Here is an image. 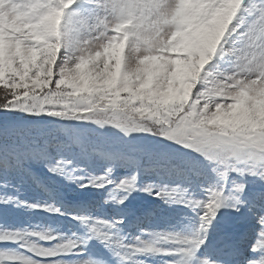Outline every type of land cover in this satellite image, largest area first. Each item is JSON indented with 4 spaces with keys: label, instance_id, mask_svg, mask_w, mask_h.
Masks as SVG:
<instances>
[{
    "label": "snow or ice",
    "instance_id": "6c2138e0",
    "mask_svg": "<svg viewBox=\"0 0 264 264\" xmlns=\"http://www.w3.org/2000/svg\"><path fill=\"white\" fill-rule=\"evenodd\" d=\"M0 86V214L79 225L0 223V264H264V0H0ZM39 168L102 192L111 214L65 203ZM28 179L51 202L20 199ZM134 193L176 205L180 227H144L154 213L137 216Z\"/></svg>",
    "mask_w": 264,
    "mask_h": 264
},
{
    "label": "rangeland",
    "instance_id": "374dc122",
    "mask_svg": "<svg viewBox=\"0 0 264 264\" xmlns=\"http://www.w3.org/2000/svg\"><path fill=\"white\" fill-rule=\"evenodd\" d=\"M128 48L127 44L125 45L123 56L125 59L127 58ZM2 87V86H0ZM35 118H42L41 120H37L33 124V128L37 130H45L54 128L57 124H66L73 123L77 127L87 126L88 124H75V122L62 121L58 118H49L48 116H33ZM84 128V127H83ZM93 139H98L97 133H104V138L115 142L117 146L124 148L127 150V145L129 143L134 144H142L146 142L143 140L142 136H135L131 141H127L122 137L121 133H112L106 129H93L86 128ZM123 141V143L121 142ZM157 145V149L161 151H167L169 153H176L173 151V147L171 145L163 144L158 140H154ZM153 143V145H155ZM178 151L177 149H174ZM178 160H174L173 163H177ZM126 169H120V173L124 174ZM164 170H162L163 172ZM38 179L45 184L48 188L52 189L53 192L62 191L65 194V203L71 204H91L93 205V212L97 215L102 214L103 212H108L111 214V209L107 207H95V205L100 204L103 193L99 192L95 189L90 190H80L76 189L75 186H72L71 191L62 178L53 177L47 173L46 169L39 168ZM156 179L154 174L151 175H142V181H148ZM20 199L27 200L29 202L35 201H44L48 200L51 202V195L49 192L45 191L41 188L35 181L28 179L22 186L18 193ZM130 199V206L136 210L137 216H143L144 213L148 211H152L154 214L151 216L145 217L144 227L146 228H165L168 225L175 224L177 227H180L179 221L183 215L182 212L177 211L176 205H168L163 200L154 198L146 193H134ZM154 201V202H153ZM224 211V210H222ZM190 214V213H189ZM187 223V220L183 221ZM0 223L8 224L12 227H28L32 228L34 226H52V227H60L61 230L64 231H77L79 230V225L70 223L69 217L58 216L54 214H49L43 210H34L29 209L27 207H17L16 210L11 213L9 216L5 217L3 214H0ZM129 231L133 235H137L138 232L135 228L129 229ZM142 260L146 261V264H160V257H139Z\"/></svg>",
    "mask_w": 264,
    "mask_h": 264
},
{
    "label": "trees",
    "instance_id": "16d2710c",
    "mask_svg": "<svg viewBox=\"0 0 264 264\" xmlns=\"http://www.w3.org/2000/svg\"><path fill=\"white\" fill-rule=\"evenodd\" d=\"M3 95V93L2 92H0V96H2ZM19 116H21V117H24L25 118V120H26V122L27 123H29L31 126H33V124H34V122L35 121H37V120H41L42 118H35V117H33V116H26V114H24V113H20L19 114ZM46 115H43V117H45ZM50 119L52 118V117H49ZM84 128H87V127H89V128H93V129H99V128H97L96 126H94V125H91V124H88L87 126H83ZM106 130H109V131H111L112 133H119L117 130H115V129H106ZM142 138H143V140H146V142H150V143H154L155 144V141L152 139V138H150V137H144V136H142ZM145 143V142H144ZM155 146H156V148H157V145L155 144ZM173 148V151H175V152H177L176 150H174V149H177L176 148V146H174V145H171Z\"/></svg>",
    "mask_w": 264,
    "mask_h": 264
},
{
    "label": "bare ground",
    "instance_id": "6f19581e",
    "mask_svg": "<svg viewBox=\"0 0 264 264\" xmlns=\"http://www.w3.org/2000/svg\"><path fill=\"white\" fill-rule=\"evenodd\" d=\"M154 202V201H153Z\"/></svg>",
    "mask_w": 264,
    "mask_h": 264
}]
</instances>
